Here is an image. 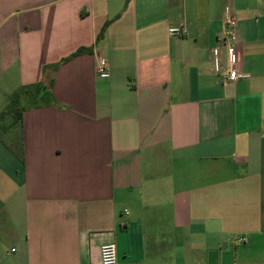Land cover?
Instances as JSON below:
<instances>
[{
    "label": "crops",
    "instance_id": "0c3cea01",
    "mask_svg": "<svg viewBox=\"0 0 264 264\" xmlns=\"http://www.w3.org/2000/svg\"><path fill=\"white\" fill-rule=\"evenodd\" d=\"M9 82L29 93L0 122V264H96L105 244L117 264H264V0H0Z\"/></svg>",
    "mask_w": 264,
    "mask_h": 264
},
{
    "label": "built area",
    "instance_id": "2783aa9c",
    "mask_svg": "<svg viewBox=\"0 0 264 264\" xmlns=\"http://www.w3.org/2000/svg\"><path fill=\"white\" fill-rule=\"evenodd\" d=\"M237 28L238 20L232 11H226L224 15V37L222 45L213 50L212 60L214 71L221 72L227 82L235 81L244 75L238 72L237 65L239 56L237 52ZM185 31L182 27H172L169 29L171 36H182ZM98 75L107 77L110 74L109 63L106 59L101 58L97 69ZM237 242L245 243L246 238L238 236ZM117 248L114 244H105L100 250V261L96 264H117Z\"/></svg>",
    "mask_w": 264,
    "mask_h": 264
},
{
    "label": "trees",
    "instance_id": "16d2710c",
    "mask_svg": "<svg viewBox=\"0 0 264 264\" xmlns=\"http://www.w3.org/2000/svg\"><path fill=\"white\" fill-rule=\"evenodd\" d=\"M91 51V49H87V48H80L78 49L75 53H73L72 55H70L67 58H64L62 61H60L59 63H56L54 65L51 66V68H53L54 70H56L61 64L68 62L74 58H76L77 56L85 53V52H89ZM52 85V81H50L49 86ZM29 93V91L24 90L23 93H17L15 94L11 101H10V105L7 106V108L3 111V113L0 116V122H4L5 118L9 115H11L14 118V122L10 127H13L14 125L18 124L19 122H21L22 120V113L24 111V107H22L19 102H20V97L22 94ZM34 96V98L36 99V102H38L39 104H49L53 102V97L51 95L50 92H45L42 94V86L40 84L38 85H34L32 86L31 92ZM41 95V96H40ZM40 96V98H38ZM10 127H7L5 124H3V130L5 129H9Z\"/></svg>",
    "mask_w": 264,
    "mask_h": 264
},
{
    "label": "rangeland",
    "instance_id": "374dc122",
    "mask_svg": "<svg viewBox=\"0 0 264 264\" xmlns=\"http://www.w3.org/2000/svg\"><path fill=\"white\" fill-rule=\"evenodd\" d=\"M5 86L10 87V82L9 83H4V87H3L4 90H0V112L1 113L7 108L8 105H10V101H11L12 97L15 95L13 93V94H11V96L9 98H7L6 94H8V93L5 92Z\"/></svg>",
    "mask_w": 264,
    "mask_h": 264
}]
</instances>
